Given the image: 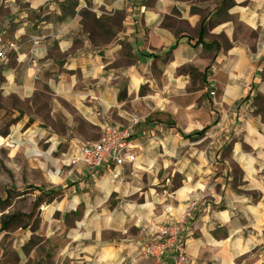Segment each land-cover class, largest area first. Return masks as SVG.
Segmentation results:
<instances>
[{
    "label": "crops",
    "instance_id": "1",
    "mask_svg": "<svg viewBox=\"0 0 264 264\" xmlns=\"http://www.w3.org/2000/svg\"><path fill=\"white\" fill-rule=\"evenodd\" d=\"M19 2L2 95L46 87L89 128L140 123L132 166L95 173L70 147L45 252L23 236L18 264H154L144 236L182 221L188 264H264V0Z\"/></svg>",
    "mask_w": 264,
    "mask_h": 264
},
{
    "label": "rangeland",
    "instance_id": "2",
    "mask_svg": "<svg viewBox=\"0 0 264 264\" xmlns=\"http://www.w3.org/2000/svg\"><path fill=\"white\" fill-rule=\"evenodd\" d=\"M21 5L19 0H0V27ZM0 36L5 40L4 33ZM66 114L75 120L76 133L67 125ZM102 129L89 128L46 87L27 100L14 95L4 97L0 92V138L4 140L0 145V217L23 214L20 225L25 226L0 231V264H18L16 251L24 242L23 236L27 240L22 247H36L37 255L45 252L43 238L35 237L40 228V212L57 200L45 205L50 197L43 196L41 205L37 198L41 193L61 195L70 187L76 173L69 167L70 147L78 142H96ZM57 170L61 181L53 184L49 173ZM42 261L28 264H45Z\"/></svg>",
    "mask_w": 264,
    "mask_h": 264
},
{
    "label": "built area",
    "instance_id": "3",
    "mask_svg": "<svg viewBox=\"0 0 264 264\" xmlns=\"http://www.w3.org/2000/svg\"><path fill=\"white\" fill-rule=\"evenodd\" d=\"M16 48L15 44L0 36V63H6L8 53ZM209 96L214 97L215 93L211 92ZM139 123V117L133 116L122 126L105 125L102 135L96 142H78L72 146L77 154L76 161L95 173L132 166L136 161L134 127ZM149 139L153 140L155 136L150 133ZM183 225L182 221L158 226L146 234L137 258L152 261L154 264H188Z\"/></svg>",
    "mask_w": 264,
    "mask_h": 264
},
{
    "label": "trees",
    "instance_id": "4",
    "mask_svg": "<svg viewBox=\"0 0 264 264\" xmlns=\"http://www.w3.org/2000/svg\"><path fill=\"white\" fill-rule=\"evenodd\" d=\"M201 34H202V29L200 31V37H201ZM43 196H49L47 202H45L44 204L45 205H48L50 202H52L53 200H55L56 198H58V193H49V194H44V193H41L39 195V197L37 198V203L41 204L42 205V197ZM24 217L23 214H20V213H14V214H11V215H2L0 217V231L1 232H6L8 230H10L11 228H18V229H23L25 228V226H21V220L22 218Z\"/></svg>",
    "mask_w": 264,
    "mask_h": 264
},
{
    "label": "bare ground",
    "instance_id": "5",
    "mask_svg": "<svg viewBox=\"0 0 264 264\" xmlns=\"http://www.w3.org/2000/svg\"><path fill=\"white\" fill-rule=\"evenodd\" d=\"M2 143H4V140L0 138V145ZM57 174H58V170L55 173H49V178L53 184H58L61 181V179Z\"/></svg>",
    "mask_w": 264,
    "mask_h": 264
}]
</instances>
